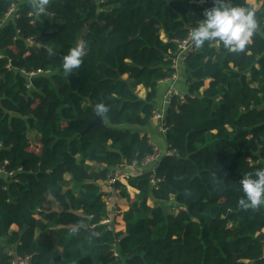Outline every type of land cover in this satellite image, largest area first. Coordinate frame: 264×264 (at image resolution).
Here are the masks:
<instances>
[{
	"label": "trees",
	"instance_id": "16d2710c",
	"mask_svg": "<svg viewBox=\"0 0 264 264\" xmlns=\"http://www.w3.org/2000/svg\"><path fill=\"white\" fill-rule=\"evenodd\" d=\"M15 1L0 0V167L14 174L0 176V252L32 264H264V206H238L240 180L264 169V0H233L258 24L245 53L213 43L189 54L187 102L174 97L166 114L159 189L152 173L114 186L129 204L121 233L103 224L99 183L154 153L140 129L175 74L177 42L213 4L50 0L32 24L31 2L7 19ZM81 42L82 64L65 74L62 58ZM97 104L105 124L82 136Z\"/></svg>",
	"mask_w": 264,
	"mask_h": 264
},
{
	"label": "clouds",
	"instance_id": "9594fccd",
	"mask_svg": "<svg viewBox=\"0 0 264 264\" xmlns=\"http://www.w3.org/2000/svg\"><path fill=\"white\" fill-rule=\"evenodd\" d=\"M49 3L50 0H31L30 7L44 14ZM203 17L198 26L188 33L196 49L215 43L233 54H243L258 28L255 13L249 8L234 5L233 0H213V6L203 12ZM84 53L83 42L71 48L62 58L63 72L71 74L80 68ZM108 110L104 104H97L94 108L96 116L101 119ZM240 188L243 195L238 206L252 210L264 206V169H258L254 175L241 179Z\"/></svg>",
	"mask_w": 264,
	"mask_h": 264
},
{
	"label": "crops",
	"instance_id": "0c3cea01",
	"mask_svg": "<svg viewBox=\"0 0 264 264\" xmlns=\"http://www.w3.org/2000/svg\"><path fill=\"white\" fill-rule=\"evenodd\" d=\"M31 0H22L21 3H28ZM248 4L254 6L255 9L261 8L263 2L260 0H247ZM206 0H201L199 5H204ZM178 77L174 82H161L157 89V97H156V113L167 114V111L170 105L167 103L165 96L169 90H174L178 94H188L189 93V81L187 72L183 65L178 67L177 70ZM138 90L141 92L139 96L141 98L146 97V90L143 87H139ZM141 94V95H140ZM160 123L155 118H152L151 122L144 128L140 129L143 134L149 137L151 144L157 149L162 156L169 152V145L167 141L166 134L160 131ZM157 163L150 164H142L140 166H124L121 169L117 170L116 173L121 177V183L126 185L127 179L129 177H137L144 174L151 173L153 168ZM104 191V201L107 205L108 217L103 222L105 226L108 227L109 230L114 231L115 233L125 232V223L123 216L129 210V204L120 197V191L116 190L114 186H110L107 183H99ZM128 191L132 198H134L138 192L132 188H128ZM149 204L153 206V202L150 200ZM172 210V209H171ZM177 213L178 210H173ZM108 222V223H107ZM12 232H17L18 228L16 226L12 227ZM38 235H36V239H38ZM7 250H12L16 253V250L13 248H9L4 246ZM116 251L119 253L118 246L116 247Z\"/></svg>",
	"mask_w": 264,
	"mask_h": 264
},
{
	"label": "built area",
	"instance_id": "2783aa9c",
	"mask_svg": "<svg viewBox=\"0 0 264 264\" xmlns=\"http://www.w3.org/2000/svg\"><path fill=\"white\" fill-rule=\"evenodd\" d=\"M21 1L22 0H17L15 1L12 5H11V8L7 14V19L10 18V17H17L18 16V13H19V4H21ZM100 3H104V0H98ZM213 4V0H210ZM38 12H35V13H32L29 15V17L31 18L32 20V24L34 23V19L38 16ZM27 43L31 46L34 45V41L32 39H28L27 40ZM177 45H178V51H177V54L174 58V65H173V68L175 69V74L165 80L164 82H174L177 77H178V74H177V70H178V67L185 64L188 56L190 53L193 52L194 50V46L192 45V42L190 41L189 37L187 36L186 39L182 40L181 42H177ZM4 58V56H2L0 54V60H2ZM8 68L10 69L11 66L9 65ZM39 73H32V74H28L27 77L29 79H32L33 77L37 76ZM188 94H178L176 91L174 90H169L165 96V99L167 101V103L169 105H171L172 103V100L174 99V97H178L180 102L182 104H185L187 102L186 100V96ZM156 120L159 121L160 123V131L164 134L167 135V132H168V128L166 127V114H160V113H155L154 114V117ZM171 153L168 152L167 154H165L164 156L166 155H170ZM160 152L154 148V153L152 155H150L149 157H147L142 164H150V163H157L156 166L153 168L152 170V186L154 189L158 190L159 189V184L161 183V179H156V177H154L155 173H156V170L157 168L159 167L163 157ZM0 176L4 177L6 180L10 179L11 177L14 176L13 173H8L5 168L2 166L0 167ZM121 181V177L117 174V173H114L112 174L109 178H108V183L110 184V186H115V184H117L118 182ZM108 223V222H107ZM116 247L117 245H113V256L116 258V259H120V254L116 251ZM3 256H5L7 259H9L8 261V264H32V256H18L16 253H14L12 250H9L7 251L5 254H2L0 252V264H4L3 263Z\"/></svg>",
	"mask_w": 264,
	"mask_h": 264
},
{
	"label": "water",
	"instance_id": "95a60500",
	"mask_svg": "<svg viewBox=\"0 0 264 264\" xmlns=\"http://www.w3.org/2000/svg\"><path fill=\"white\" fill-rule=\"evenodd\" d=\"M196 3L200 4L201 0H196ZM104 124H105V121H104L103 117L101 119L99 116H95V119L91 123L88 124V128L84 131L82 136H84L87 133H89V131H91L93 128L98 127V126H103Z\"/></svg>",
	"mask_w": 264,
	"mask_h": 264
},
{
	"label": "rangeland",
	"instance_id": "374dc122",
	"mask_svg": "<svg viewBox=\"0 0 264 264\" xmlns=\"http://www.w3.org/2000/svg\"><path fill=\"white\" fill-rule=\"evenodd\" d=\"M137 91H138V94L141 93L139 90H137ZM140 95H141V94H140ZM170 212H171V213H175V211H173V209L170 210ZM177 212H178V211H177Z\"/></svg>",
	"mask_w": 264,
	"mask_h": 264
}]
</instances>
